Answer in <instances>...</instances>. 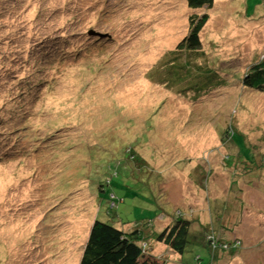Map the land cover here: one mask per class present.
Segmentation results:
<instances>
[{"label":"rangeland","instance_id":"rangeland-1","mask_svg":"<svg viewBox=\"0 0 264 264\" xmlns=\"http://www.w3.org/2000/svg\"><path fill=\"white\" fill-rule=\"evenodd\" d=\"M214 1L0 0V264H78L96 218L161 231L178 214L237 241L211 264H264V91L241 82L264 54V0ZM204 12L201 50L225 86L195 102L154 77ZM231 117L258 161L232 177L218 168ZM148 240L169 264L210 259Z\"/></svg>","mask_w":264,"mask_h":264},{"label":"trees","instance_id":"trees-1","mask_svg":"<svg viewBox=\"0 0 264 264\" xmlns=\"http://www.w3.org/2000/svg\"><path fill=\"white\" fill-rule=\"evenodd\" d=\"M187 6L191 9H197L205 7L209 10L214 4V0H185ZM207 13L201 15H191L189 17L190 29L189 32L181 39L177 44L175 54L173 52L172 63L170 67L166 69L164 67L163 75L156 73L154 77L156 83H163L167 88L182 92V95H188V90L193 92L191 100L203 98L201 96L210 94L213 89L225 86L224 77L219 73L218 69L210 64L207 55L201 50V41L199 32L202 29L205 21L207 20ZM175 58V59H174ZM180 58L185 60L182 62ZM258 58V59H257ZM250 63L247 70L242 77V84L244 87L252 88L255 91H264V54L261 57H257ZM198 59H202L199 60ZM237 67L238 64H235ZM220 69V68H219ZM228 71L229 69H224ZM235 75V76H234ZM233 76L238 80L239 74ZM173 77V78H172ZM176 81L180 85L172 87V83ZM183 85V86H182ZM181 86V87H179ZM177 88V90L175 89ZM213 93V92H212ZM189 96V95H188ZM229 126L221 127L219 135L222 141L226 142L225 149L230 145L231 152H225L223 160H228V165L224 164L219 166L222 170L227 169L230 177L237 173L236 168L241 164H249V167L253 166V163L258 162L252 159L251 155H248L247 143L245 136L236 132L232 127L231 122ZM235 134L243 136V142L241 145L236 143L234 138ZM224 139V140H223ZM127 152L130 151V158L132 159V170H137L139 174L151 173V168L143 158L138 157L132 151V146H127ZM234 150V151H233ZM233 151V152H232ZM250 154V153H249ZM193 156V155H192ZM234 164H230V157ZM186 158L182 159L185 160ZM187 161V159L185 160ZM201 166V164H200ZM229 166V167H228ZM247 166V165H246ZM257 167V166H256ZM230 168V169H228ZM195 171L203 172L202 167L194 168ZM207 183V179L202 178L199 182ZM113 194H111L112 196ZM110 202L114 204L113 200ZM113 207V206H112ZM231 208V207H230ZM223 212L228 213L222 207ZM236 211V210H234ZM195 226L193 220L183 217L182 214H178L175 218L164 226L161 231L144 230L140 228H133L131 230H124L120 227H116L105 220L95 219L88 231L86 241L84 243L82 254L78 264H169L166 257L153 254L148 249L150 237L154 241L165 244L174 253L182 255L189 243L201 245L207 249L209 254V261L207 264H211L212 252H215L217 248H226L230 251L238 247L237 241H224L219 236L210 242L209 230L204 224ZM212 239V238H211ZM221 239V241H220ZM230 243V245H229ZM229 245V246H228ZM148 250V251H147ZM182 259V257H180ZM199 256L195 257L198 261ZM182 264H186L182 260Z\"/></svg>","mask_w":264,"mask_h":264},{"label":"crops","instance_id":"crops-1","mask_svg":"<svg viewBox=\"0 0 264 264\" xmlns=\"http://www.w3.org/2000/svg\"><path fill=\"white\" fill-rule=\"evenodd\" d=\"M155 242H156V243H161V242H157V241H155ZM154 244H155V243H154L153 241L149 242V245H148L149 248H148V249H150V251H151L153 254L158 255V254L155 253V250H154V249H155L156 247L154 246ZM162 244H163V243H162ZM164 245H165V244H164ZM162 246H163V245H162ZM165 246H166V245H165ZM154 247H155V248H154ZM163 247H164V246H163ZM159 248H160V247H159Z\"/></svg>","mask_w":264,"mask_h":264}]
</instances>
